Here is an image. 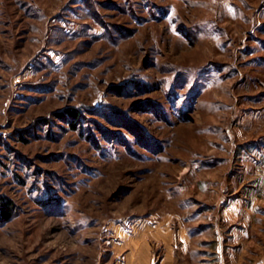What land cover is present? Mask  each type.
Segmentation results:
<instances>
[{"label": "rangeland", "instance_id": "374dc122", "mask_svg": "<svg viewBox=\"0 0 264 264\" xmlns=\"http://www.w3.org/2000/svg\"><path fill=\"white\" fill-rule=\"evenodd\" d=\"M6 201L0 264H264V0H0Z\"/></svg>", "mask_w": 264, "mask_h": 264}, {"label": "trees", "instance_id": "16d2710c", "mask_svg": "<svg viewBox=\"0 0 264 264\" xmlns=\"http://www.w3.org/2000/svg\"><path fill=\"white\" fill-rule=\"evenodd\" d=\"M67 117L71 118L74 122L72 126L75 127V122H77L79 114L75 110H67L66 111ZM12 207L10 206L9 202H3L0 204V221H9L12 217Z\"/></svg>", "mask_w": 264, "mask_h": 264}]
</instances>
